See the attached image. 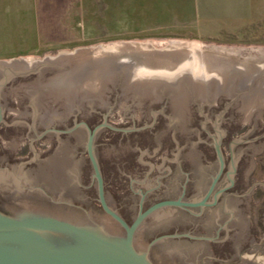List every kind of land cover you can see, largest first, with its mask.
Instances as JSON below:
<instances>
[{
    "label": "rangeland",
    "instance_id": "obj_1",
    "mask_svg": "<svg viewBox=\"0 0 264 264\" xmlns=\"http://www.w3.org/2000/svg\"><path fill=\"white\" fill-rule=\"evenodd\" d=\"M202 1L211 5L202 6ZM227 1L87 0L85 24L82 21L79 29L41 32L43 41L49 44H37L26 29L0 28V85L6 82L0 86V105L4 116L16 118L21 131L11 145L6 141L7 148H19L20 154L31 155V149L37 145L45 148L52 139L54 149H59L51 167L55 175L66 174L65 169L72 182L86 179L85 187L80 188V183L73 186L72 197H79L77 190L85 189L94 198L81 200L93 209L98 206L95 181L90 185L95 177L88 155H82L89 133L80 129L57 135L63 130L56 124L66 117H85L95 126L109 113L106 121L110 127L100 131L95 148L111 204L120 206L113 198L114 188L128 203L126 213L132 215L138 210L139 188L145 180V185L156 181L164 158L148 150L156 141L173 142V134L180 135L183 143L186 138L195 139L194 145L188 146L189 154L184 152L193 173L189 178L183 170L180 178L184 184L188 177L191 186L197 181L196 196L202 195L218 171L221 160L215 146L221 143L226 161L221 183L228 180V172L237 183L213 209L210 226L214 229L229 224L227 228H235L237 233L231 232V238L236 244H248L246 239L252 238L263 244L264 12L237 14L248 18L232 19L225 10ZM200 68L209 78L194 77L193 72L198 73ZM139 70H160L176 76H139ZM11 100L22 104L10 105ZM162 107L167 112L157 114L162 119L156 123L153 115ZM169 115L172 120L166 118ZM153 127L159 134L165 131L171 137L153 140ZM43 128L55 133H50V140L43 137L33 144L36 133H45ZM203 153L213 159L208 168ZM148 164L157 169L145 179ZM17 172L18 168L2 170L0 182H15L10 177L17 176L15 183L20 186ZM130 172L134 173L132 177ZM176 187L173 193L180 192V184ZM54 190H58L57 183ZM170 211L163 210L158 215ZM52 212L79 220L58 210ZM97 214L99 222L114 226L103 212ZM164 227L159 225L156 230ZM248 228L250 233L245 232ZM155 234L140 231L137 247L144 252ZM257 251L245 256L264 257V250ZM187 254L195 259L197 253L188 247ZM151 260L166 264L158 252Z\"/></svg>",
    "mask_w": 264,
    "mask_h": 264
},
{
    "label": "flooded vegetation",
    "instance_id": "obj_2",
    "mask_svg": "<svg viewBox=\"0 0 264 264\" xmlns=\"http://www.w3.org/2000/svg\"><path fill=\"white\" fill-rule=\"evenodd\" d=\"M9 94L13 95L11 92ZM8 103L14 106H20L22 104V102L14 100H11ZM165 107L167 108L166 104ZM165 107H162L163 110L154 113L153 120L156 123L162 119L161 117H156L157 114L161 115L163 113L162 115H164V113L167 112V110H164L166 109ZM170 115L169 117H166L168 120H172ZM15 119L16 118L14 117L3 116V120L0 123V172L4 169L18 168L19 172L17 173L19 175H17L22 184L19 186L15 183L17 176L16 178L10 177V180H14L15 182H0V211L7 216L13 217L25 209L40 210L53 215L57 214L52 211L58 210L59 212L78 218L91 219L92 221L94 220L97 222L100 221L97 212H103L111 220L112 218L105 211L100 199L98 180L95 176L88 148L83 150L82 155H88L93 169V175L95 177L94 180L92 178L90 185L93 186L95 181L98 197L96 198V201L98 206H93V209L88 208L86 203L83 202V200L88 197L93 199L94 197L92 193L87 192L85 189L83 191L77 190L80 196L72 197V192H75L73 186L80 183V188L82 185L85 187L86 179L82 178L79 182H72L71 175L67 173L65 169H63V172L66 174L61 173L57 175H55L52 169L54 154L59 150L54 149V142L50 137V133H55V130L43 128L45 133H41V135L36 133V137L32 139L33 144H37L38 140L43 137L48 138V140L51 139L50 142L47 141V147L40 148L39 145H37V148L31 149V155L30 153L20 154L21 150L19 148L12 149L9 147L11 145V140L13 141V138H17V135L21 134V131H19L20 128H18L19 123L15 122ZM26 120L31 121L32 118H27ZM103 122L99 121L95 126H92L85 117H66L63 118V122L56 124V128L59 127V129L63 130V132H57L56 134L69 135L71 134L70 131L74 132L75 130L80 129H85L89 133V131L94 130L97 126L103 124ZM71 125L74 126V129H72L73 127L71 128ZM106 127L110 126H104L103 128ZM103 128L97 132L94 140V154L99 165V156L96 152L95 144L97 136ZM163 128L165 127H161L160 129ZM151 134L153 135L151 138L155 141L158 140V137L163 139L164 137H171L170 133L166 134L165 131L159 134L155 127L152 128ZM172 137L173 140H171L173 142L168 143V139L166 142L162 143L156 141V144L149 147L148 150H152L154 156L161 153L164 158L160 167H158L156 181L145 185V180L142 183V188H139L137 192L139 194L138 210L137 212L135 211L131 213L132 215H129V212L126 213V211L129 210L128 203H125V200L121 199L120 193L115 192L114 188L113 198L116 200L117 204L120 203V206H113L111 204L109 191L107 190V179L105 175H103L100 166L104 182V195L109 207L116 211L129 224H132L138 218L140 213L147 211L154 205L167 201L176 202L174 204L162 206L146 216L137 233V236L140 231L145 234L151 232L156 233L155 236L149 240L147 248L157 237L168 235V237L154 244L150 248L151 257H153V253L158 252V257L166 264H243L242 261L247 257L245 255L248 254V252H256L258 250L257 247H259V249L261 247L264 250V242H262L263 244H257L254 238L251 240L246 239V241L249 242L248 244H236V241L231 238V232L233 233L237 230L235 228H227V225L229 224L218 225L214 229L210 226V218L214 215L213 209L219 205L222 197L229 196V189L232 186H236L237 183V181L231 179L229 172L227 173L228 180L221 183V179L226 171V161L221 147L222 144L217 143L222 158H220L221 163L219 161L218 171L212 177L210 185L202 195L196 196L197 181L195 184L193 183V186L190 185L191 181L189 180V176L193 172L187 167L186 159L184 160V158L187 157L184 155V152H188V146L194 145L193 142L195 139L192 141L191 138H186L184 144L180 135L173 134ZM196 140L199 141L200 139L197 137ZM6 141L10 144L8 146L9 148L6 146ZM198 141L195 142V145H198ZM216 148L217 147L215 146L217 153L218 148ZM203 155L205 154L203 153ZM205 156L204 162L208 168L213 162V159ZM219 157L217 156V158ZM238 161L239 159L236 163H238ZM236 163L234 166H236ZM148 166L149 171L145 173V179L153 173L154 169H157L154 165L148 164ZM183 170L187 171V176L189 177H187L184 184L180 178ZM133 175L134 173L130 172V176L132 177ZM136 175L139 177L142 176L141 173ZM55 183L58 185L57 191L54 190ZM134 184L135 183L132 181V185ZM178 184H180V192L173 193L172 190L177 188L176 186ZM161 192H165V195H157ZM73 194L75 195V193ZM81 198L84 199L81 200ZM130 198L132 199V197ZM163 210L171 211L158 215V213ZM163 224H165L164 228L156 230L157 226ZM250 231V228L245 229L246 233H250ZM188 247H191L197 253L195 259L188 256Z\"/></svg>",
    "mask_w": 264,
    "mask_h": 264
},
{
    "label": "water",
    "instance_id": "obj_3",
    "mask_svg": "<svg viewBox=\"0 0 264 264\" xmlns=\"http://www.w3.org/2000/svg\"><path fill=\"white\" fill-rule=\"evenodd\" d=\"M3 114L0 105V123ZM108 114L103 124L89 131L87 148L98 180L100 199L112 218L114 229L106 227L103 222L71 219L40 210L25 209L13 217L0 211V264H154L150 248L168 235L154 239L143 252L136 244L138 230L150 213L176 202L158 203L140 213L132 224L109 207L100 165L94 154L97 132L110 126L106 121ZM218 152L221 158L219 146Z\"/></svg>",
    "mask_w": 264,
    "mask_h": 264
},
{
    "label": "crops",
    "instance_id": "obj_4",
    "mask_svg": "<svg viewBox=\"0 0 264 264\" xmlns=\"http://www.w3.org/2000/svg\"><path fill=\"white\" fill-rule=\"evenodd\" d=\"M245 1H227L225 10L231 14L230 18L246 19L247 16L237 14L264 12V0H257L256 5ZM201 5L211 4L202 1ZM86 8L87 0H0V28L26 29L36 38L37 44H49L43 41L45 37L41 32L45 34L48 29H79L82 21L85 24Z\"/></svg>",
    "mask_w": 264,
    "mask_h": 264
},
{
    "label": "bare ground",
    "instance_id": "obj_5",
    "mask_svg": "<svg viewBox=\"0 0 264 264\" xmlns=\"http://www.w3.org/2000/svg\"><path fill=\"white\" fill-rule=\"evenodd\" d=\"M197 47V46H196ZM129 48V47H128ZM129 49H131V48H129ZM112 50H114V48H111V51ZM118 50V49H117ZM104 51V50H103ZM116 51V50H115ZM114 51V52H115ZM158 54V53H157ZM197 54V53H196ZM153 57V56H152ZM154 59V58H153ZM127 61V60H126ZM132 61H133V59H132ZM194 61V60H193ZM199 60H198V58L196 57V62H198ZM32 63L33 62H30L29 64L30 65H32ZM192 64V63H191ZM185 67V66H184ZM197 67H199V66H197ZM179 68H180V66H179ZM136 70V69H135ZM147 70V69H146ZM162 70H164V69H161V71ZM180 70H181V68H180ZM179 70V71H180ZM192 70V68L191 69H189V70H186V71H191ZM181 71H184V70H181ZM139 72V76H141V75H146V76H150V77H152V76H155V77H158V76H170V77H174L175 78V74L176 73H173V74H171V73H166V72H160V70H159V72H155V73H152V71L149 73V70L148 71H141V70H139L138 71ZM182 73V72H181ZM193 75H194V77H195V75L196 76H198V77H203V78H209V74H207L206 73V71H205V69H203V68H200L199 69V72L198 73H196V72H193ZM211 77V76H210ZM106 227H108V228H110V229H114V226H111L110 224H106ZM258 248V250L259 251H261V250H263L261 247H260V249H259V247H257ZM259 251H257V252H259ZM243 264H264V257H259L258 255H253V256H247L245 259H243Z\"/></svg>",
    "mask_w": 264,
    "mask_h": 264
}]
</instances>
